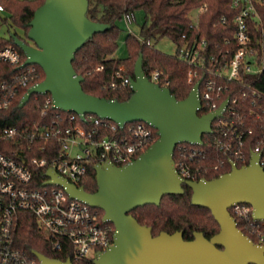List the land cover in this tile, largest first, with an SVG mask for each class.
I'll list each match as a JSON object with an SVG mask.
<instances>
[{
  "label": "built area",
  "instance_id": "1",
  "mask_svg": "<svg viewBox=\"0 0 264 264\" xmlns=\"http://www.w3.org/2000/svg\"><path fill=\"white\" fill-rule=\"evenodd\" d=\"M232 7L237 11L233 34L216 44L209 41L201 28V18L208 6L194 10L190 16L194 33L187 43L177 46L175 55L188 67L187 80L192 89L200 83L199 115L203 110L207 114L217 113L226 103L213 121L210 134L215 136V148L223 157L214 167L218 172L225 167L232 170L237 163L248 166L253 153L260 155V165L264 167V92L259 88L264 74V0H234ZM2 12L5 8L0 3ZM134 20L135 14H123L122 21L129 28ZM227 23L228 19L223 17L221 24ZM145 44L152 45L150 41ZM25 61L15 46L0 49V111L13 105L21 89L39 84L36 65L23 67ZM5 65L19 67V72L8 73L3 69ZM148 79L164 88L170 84L161 71H154ZM131 81L121 67L110 89L132 90ZM50 107L61 111L54 107L52 96L46 94L43 115ZM130 124L133 125L127 135L126 131L121 135L119 130L128 124L121 127L91 114L83 119L76 113H56L51 122L43 125H0V264H41L16 243L23 224L32 220L53 251L71 255L69 260L73 264L85 259L94 261L114 246L116 229L105 220L104 212L71 198L64 185L47 184L52 179L48 172L80 188L91 164L96 169L98 165L123 167L134 162L157 141V130L144 122ZM252 142L255 147L247 154ZM202 145L184 143L176 147L175 168L186 181L202 180L200 166L193 167L196 160L206 158ZM230 213L236 221L248 222L257 242L251 240L264 247V221L255 219L254 208L239 204ZM91 253L96 254L94 259L90 258Z\"/></svg>",
  "mask_w": 264,
  "mask_h": 264
},
{
  "label": "water",
  "instance_id": "2",
  "mask_svg": "<svg viewBox=\"0 0 264 264\" xmlns=\"http://www.w3.org/2000/svg\"><path fill=\"white\" fill-rule=\"evenodd\" d=\"M89 0H46L36 10L29 24L26 44L11 35L26 57L24 66L37 65L45 80L32 87L22 99L23 108L32 95L50 94L54 107L69 113L96 115L121 127L135 122L152 125L159 139L137 160L117 167L98 165V190L88 193L84 187L67 183L54 172L47 184L64 185L71 198L86 202L105 214L114 225V246L99 254L94 264H264V247L255 244L239 228L230 209L246 204L254 208L257 221H264V167L260 155L252 154L250 164L232 170L213 180H184L175 168L174 152L179 144L202 145L203 136L212 133V123L221 111L200 116L199 85L189 97L179 101L169 88L160 87L146 77L143 56L135 64L132 78L133 95L126 102L87 94L84 78L77 74L73 62L76 53L94 35L111 29L87 17ZM184 186L192 190V205L209 210L220 226V232L207 239L195 232L194 239H184V232H162L153 235L151 227L141 225L130 213L151 205L159 207L167 195H183ZM34 255L41 264H73Z\"/></svg>",
  "mask_w": 264,
  "mask_h": 264
},
{
  "label": "trees",
  "instance_id": "3",
  "mask_svg": "<svg viewBox=\"0 0 264 264\" xmlns=\"http://www.w3.org/2000/svg\"><path fill=\"white\" fill-rule=\"evenodd\" d=\"M46 0H0L4 6L5 12L9 13V19L6 23H10L11 27L20 29L25 37H28L30 30L29 24L34 18V14ZM234 0H89V10L87 17L98 23L108 24L111 29L105 33L94 35L92 39L86 42L84 47L80 49L75 56L73 66L78 75L84 78L82 82L83 90L92 96L106 99H115L119 102L128 101L133 95V91L129 88H119L117 90L110 89V85L114 80V75L121 67L126 69L127 75L134 78L135 64L139 57L143 56V69L146 77L151 78V73L161 71L170 81L168 88L172 95L179 101H184L189 97L192 91V85L187 80L188 67L178 61L175 56H167L156 50L153 43L162 39L172 40L176 46L180 47L187 43L193 35L190 28V15L198 8L207 5L209 10L201 18V28L209 41L213 44L221 43L227 35L233 34L234 18L237 11L233 9ZM137 10H143L146 14V22L141 29V38H136L131 34L127 37V46L129 57L127 59H116L114 55L118 48L119 37V21H122L125 12L133 13ZM226 17L228 23L221 24V19ZM16 35L20 40L27 41ZM184 36L186 38H184ZM150 41L151 46L145 43ZM7 46H15L22 55L23 62L26 57L22 50L15 45L13 39H4L0 37V49ZM102 67V70H98ZM3 69L6 72L16 74L19 67H11L5 65ZM39 75L36 83L45 80V72L36 65ZM163 85L162 83H160ZM34 85V84H33ZM32 85V86H33ZM21 89L16 101L6 111H0V125L24 127L26 124L38 123L43 125L51 122L53 115L60 113L61 115H69L57 111L52 107L43 115L46 95H32L28 103L21 108V101L28 93L30 88ZM259 88L264 92V74L262 76ZM208 111L203 110L200 116L206 115ZM133 124H128L124 130H119L122 135H127V130ZM156 140L159 139L157 131H155ZM259 135H256V138ZM255 142L250 143L247 147V154L253 150ZM202 150L206 153V158L198 159L193 163V167L201 169V179L213 180L231 171L230 167H225L223 171H215L214 167L223 157L215 148V136H203ZM177 149L174 154L176 162ZM239 168L243 167L242 163H237ZM81 186L88 193H95L98 190L95 164H91L88 174L82 180ZM185 193L183 195H167L163 198L161 205L145 206L132 211L130 214L134 216L141 225L151 227L153 235L158 236L162 232L174 234L178 231L184 232V239L191 241L194 239L195 232H202L207 239H212L220 232V226L213 217L212 213L203 208L192 205V190L188 186H184ZM238 228L254 242H257L255 234L248 222L237 219ZM113 226V225H112ZM17 246L29 255L35 258L34 252H38L48 258L57 259L63 262L71 259V255L60 254L53 251L51 243L35 220L25 222L21 227L17 239ZM76 264H94L93 260L85 259Z\"/></svg>",
  "mask_w": 264,
  "mask_h": 264
},
{
  "label": "rangeland",
  "instance_id": "4",
  "mask_svg": "<svg viewBox=\"0 0 264 264\" xmlns=\"http://www.w3.org/2000/svg\"><path fill=\"white\" fill-rule=\"evenodd\" d=\"M194 14V13H193ZM191 16V15H190ZM9 19V13L2 12L0 13V37L4 39H10L11 35L17 34L21 38H24L29 45L34 46L33 42L28 39V37L24 36V33L17 28L11 27L10 23H6ZM147 18L146 14L143 10H137L135 12V20L133 24L130 26L125 25L123 21H119V37H118V48L114 55L116 59H127L129 57V50L127 46V37L133 33V36L140 39L141 38V29L145 24ZM153 46L156 50L162 52L167 56H175L177 52L176 44L170 39H162L158 42L153 43ZM96 257L95 253H91L90 258L94 259Z\"/></svg>",
  "mask_w": 264,
  "mask_h": 264
}]
</instances>
